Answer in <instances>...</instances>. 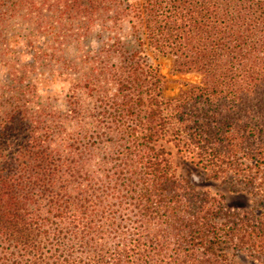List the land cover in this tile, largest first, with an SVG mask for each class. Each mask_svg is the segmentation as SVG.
<instances>
[{
	"label": "trees",
	"instance_id": "obj_1",
	"mask_svg": "<svg viewBox=\"0 0 264 264\" xmlns=\"http://www.w3.org/2000/svg\"><path fill=\"white\" fill-rule=\"evenodd\" d=\"M152 54L203 85L166 99ZM243 259L264 264V0H0V264Z\"/></svg>",
	"mask_w": 264,
	"mask_h": 264
},
{
	"label": "rangeland",
	"instance_id": "obj_2",
	"mask_svg": "<svg viewBox=\"0 0 264 264\" xmlns=\"http://www.w3.org/2000/svg\"><path fill=\"white\" fill-rule=\"evenodd\" d=\"M152 62L158 67L160 74L164 77L163 95L166 99L177 97L183 90L190 85H203V75L192 72L182 73L175 69L174 61L171 56L151 55ZM199 189L209 192L212 196L220 199L226 207L243 210L253 206L249 196L237 195L231 192L229 186L220 181L207 179L204 172L197 168H191ZM224 197V198H222ZM243 264H260L249 259L241 260Z\"/></svg>",
	"mask_w": 264,
	"mask_h": 264
}]
</instances>
